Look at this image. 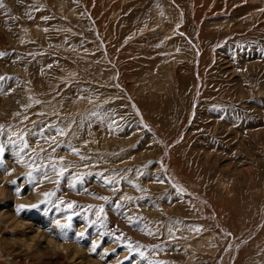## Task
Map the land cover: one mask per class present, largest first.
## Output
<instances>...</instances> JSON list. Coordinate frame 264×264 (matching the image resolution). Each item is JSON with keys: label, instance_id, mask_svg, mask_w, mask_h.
Returning <instances> with one entry per match:
<instances>
[{"label": "rangeland", "instance_id": "1", "mask_svg": "<svg viewBox=\"0 0 264 264\" xmlns=\"http://www.w3.org/2000/svg\"><path fill=\"white\" fill-rule=\"evenodd\" d=\"M0 52V264H264V0H0Z\"/></svg>", "mask_w": 264, "mask_h": 264}, {"label": "snow or ice", "instance_id": "2", "mask_svg": "<svg viewBox=\"0 0 264 264\" xmlns=\"http://www.w3.org/2000/svg\"><path fill=\"white\" fill-rule=\"evenodd\" d=\"M5 55H7V53L0 52V57H3V56H5ZM5 79H6V77H4V76H0V82H2V81L5 80ZM93 114H95V113H93ZM56 131H57L60 135H64V134H65L63 129H59V128H58V129H56ZM2 134H3V125H0V135H2ZM19 142L22 144V147L20 148V152H23L24 149L28 147V143H27L26 140H20ZM7 143L15 145V144L18 143V141H17V140H12V139L10 138V139L7 141ZM4 151H5L4 144H3V143H0V157H2ZM72 152H73V153H77V149L72 148ZM77 154H78V153H77ZM82 158H83V157H82ZM61 160H63V158H61ZM17 162H19V161H17ZM3 163H4V161H3L2 159H0V164H3ZM40 167H42V166H35V167L33 168L32 171H29V172L26 174V176H27L29 182L34 181V180L36 179V177H35V175H34V172L38 171V170L40 169ZM51 167H52V171H53L54 173H57V174H58V178H59V179H63V178L65 177L66 174H69V173H68V169L65 168V167H59V168H57V165H56V164H52ZM97 175L103 180V183H104L105 185H110V184L118 183V181H116L114 178H113V179H110V178H108V177H104L103 174H101V173H98ZM141 175H143V173H141ZM43 179H44V180H48V179H49V176H48V173H47V172H44V173H43ZM59 179L57 180V183H59ZM84 179H85V177H84L83 175H72V179H71V182L69 183V187L75 189V188L77 187L78 184H83ZM159 182H160V183H164L163 180H160ZM16 183H17L16 180L11 181V184H16ZM129 183L131 184L132 181H129ZM135 186H136V187H139V185H135ZM113 191H119V189H115V188H114ZM16 192H17V194H19V192H20V189H19L18 187H17ZM43 195H44V197H45V200L40 201L39 204H33V205L19 204V205H16V206H15V212H16V214H17V215H20L21 212H23V211L26 210V209H29V208H32V209H34V208H38L40 205L49 202V198H50L52 195H54V193L45 192V193H43ZM97 198L100 199V200H104V201H108V200H109V197H107V196H98ZM139 199L143 200V199H145V197H140ZM124 201L132 202V201H133V198L130 197V196H126V197L124 198ZM124 201H122L121 204H119V205H117V206H118V207H121V208L124 207ZM63 203H64V202L61 201V204H63ZM74 204H75L74 201H73V202H68L67 205H66V207L69 208V209H71V208L73 207ZM94 207L96 208L95 215H96L97 218H96V220H90V221H89V224H90V225H91V224H100V225H104V223H105V219H104V216H105V213H104V206H103V205H100V206H89L90 209H91V208H94ZM74 215H76L75 212H73V213H71L70 215H68V216L66 217V221H67V222H65V223H61L60 220H58V219L55 220V222H54V223H55V227H56L57 229H59V234H58V235H59V238L67 239V237H68V230L71 229L72 226H73V225H72V216H74ZM124 215H125V217H126V219H127V222H128L130 225H135L136 227L140 228L141 230H146L148 235H153V234H154V233H152L150 230H148V225L145 223L143 217H141V216H139V215H135V216H133V215H130V214H128V213H125ZM197 230H198V229H197ZM50 231H51V230H50ZM116 231H118V229L113 230L112 235L115 236L117 240H119L120 237H119V236H116ZM84 234H85L84 232H77V233H76V236H77V237H83ZM97 247H98V245L93 244V245H92V251H95ZM153 247H158V245H157V246H153ZM129 251H133V252H135V251H139V245H137L136 248H133V247L131 246V244H129ZM140 255L143 256L144 253L141 252ZM126 259H127V257H126ZM149 264H167V262L162 261V260H161V261H155V262H153V261H149Z\"/></svg>", "mask_w": 264, "mask_h": 264}, {"label": "clouds", "instance_id": "3", "mask_svg": "<svg viewBox=\"0 0 264 264\" xmlns=\"http://www.w3.org/2000/svg\"><path fill=\"white\" fill-rule=\"evenodd\" d=\"M27 227L26 224H20V225H16L15 227H13L11 230L13 232H15L18 228L19 229H23ZM67 244H68V241H64V243L62 244H58L56 243V241L54 239H50L49 240V247L53 250V251H66L67 250Z\"/></svg>", "mask_w": 264, "mask_h": 264}]
</instances>
